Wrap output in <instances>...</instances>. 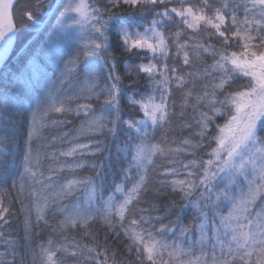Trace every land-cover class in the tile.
Here are the masks:
<instances>
[{
	"label": "snow or ice",
	"instance_id": "1",
	"mask_svg": "<svg viewBox=\"0 0 264 264\" xmlns=\"http://www.w3.org/2000/svg\"><path fill=\"white\" fill-rule=\"evenodd\" d=\"M13 3L0 264H264V0Z\"/></svg>",
	"mask_w": 264,
	"mask_h": 264
},
{
	"label": "trees",
	"instance_id": "2",
	"mask_svg": "<svg viewBox=\"0 0 264 264\" xmlns=\"http://www.w3.org/2000/svg\"><path fill=\"white\" fill-rule=\"evenodd\" d=\"M23 1H24V0H19V1L16 3V4H18V5L14 8V14H15V11L18 10V8L22 5V2H23ZM28 2H29V1H28ZM26 5H27V4H26ZM24 11H25V9H24ZM24 11L22 10V13H23ZM15 19H16V18H15ZM44 21H45L44 24H46V23H47V19H45ZM16 22H18L17 19H16ZM43 26H44L43 24H42V27H41V25H40L41 29L43 28ZM34 35H35V30H34V29L29 28V29L24 30V31L19 35V42L15 45V47L18 48V47H20L21 45L25 44L26 42H30V41L34 38ZM12 55H13V57H14L15 53H13ZM12 60H13V62H12ZM210 62H211V61H209V63H210ZM7 63H8V65H10V66H13V67L16 66V65H15V60H14V59H10ZM120 71H121V73L123 74V72H124L123 64L120 65ZM175 95H176V97H177V102L179 103L180 94L175 93ZM125 118H127V117H125ZM138 118H139V117H138ZM157 134L161 135L162 133H157ZM186 134H187V133H185V135H186ZM177 135H179V133H177ZM156 138H157V137H156ZM114 143H115V142H114ZM121 146H122V145H121ZM65 147H66V145H65ZM112 150H113V152H114V151H115V148H113ZM80 175H81V176H92L93 173H92L91 170H81ZM111 179H112V170L109 169V180H111ZM173 198H175V197H173ZM173 218H174V217H173ZM22 220H23V217H22V216H20L19 218H13V223H12V227H13L14 229H16L17 232H20L21 234H22ZM183 222H184L185 224L194 223V221H193V210L191 209V207L185 209V212H184V214H183ZM49 231H50V229H47V228H45V229L43 230V236H42L43 239H46V238H47V235H48ZM2 250H3V249L0 248V251H2Z\"/></svg>",
	"mask_w": 264,
	"mask_h": 264
},
{
	"label": "rangeland",
	"instance_id": "3",
	"mask_svg": "<svg viewBox=\"0 0 264 264\" xmlns=\"http://www.w3.org/2000/svg\"><path fill=\"white\" fill-rule=\"evenodd\" d=\"M19 0H17V2H18ZM29 1V2H28ZM34 3H35V0H24L23 2H22V5L18 8V10H16L15 11V14H13V16H14V21H16V19H17V21H19V18L21 17V15H22V10L24 11V9L26 10V9H30V8H32V6L34 5ZM16 4V3H15ZM27 4V5H26ZM18 4H16L15 5V7L17 6ZM34 10V9H33ZM16 18V19H15ZM44 23H45V21H44ZM41 27H42V24H41ZM40 27V28H41ZM12 62H13V60H12ZM3 67V66H2ZM179 94V93H178ZM174 95H175V93H174ZM175 98L177 99V97H176V95H175ZM159 137H160V135L159 134H157V139H159Z\"/></svg>",
	"mask_w": 264,
	"mask_h": 264
},
{
	"label": "water",
	"instance_id": "4",
	"mask_svg": "<svg viewBox=\"0 0 264 264\" xmlns=\"http://www.w3.org/2000/svg\"><path fill=\"white\" fill-rule=\"evenodd\" d=\"M17 2V0H14V3H13V11H14V7H15V3ZM3 65H0V67H2Z\"/></svg>",
	"mask_w": 264,
	"mask_h": 264
}]
</instances>
